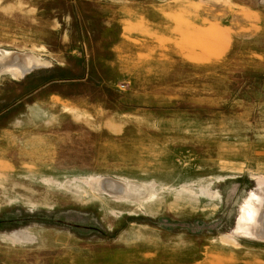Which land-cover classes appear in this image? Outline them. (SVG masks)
<instances>
[{"label": "rangeland", "instance_id": "rangeland-1", "mask_svg": "<svg viewBox=\"0 0 264 264\" xmlns=\"http://www.w3.org/2000/svg\"><path fill=\"white\" fill-rule=\"evenodd\" d=\"M0 68V264H264V0H0Z\"/></svg>", "mask_w": 264, "mask_h": 264}, {"label": "bare ground", "instance_id": "bare-ground-1", "mask_svg": "<svg viewBox=\"0 0 264 264\" xmlns=\"http://www.w3.org/2000/svg\"><path fill=\"white\" fill-rule=\"evenodd\" d=\"M10 62V61H9ZM6 65V64H5ZM11 67H16L17 69H19L21 72H23V73H25L27 70H28V66L26 65V64H21V63H19L18 61L16 62V63H13V64H11L10 65ZM1 69V68H0ZM107 180V179H106ZM116 184V183H115ZM105 187V186H104ZM124 192V191H123ZM122 194V193H121ZM262 213V212H261ZM248 214H249V212H247L246 213V215H245V217H244V219H243V221L245 222V219H246V217L248 216ZM259 215V214H258ZM259 218V217H258ZM260 228V227H259ZM258 232H260V231H258ZM264 234V233H263ZM262 234V235H263Z\"/></svg>", "mask_w": 264, "mask_h": 264}, {"label": "flooded vegetation", "instance_id": "flooded-vegetation-1", "mask_svg": "<svg viewBox=\"0 0 264 264\" xmlns=\"http://www.w3.org/2000/svg\"><path fill=\"white\" fill-rule=\"evenodd\" d=\"M10 232H11V233L8 234L7 236H11V237H12V235H13V236H14V235L17 236V235L19 234L20 231H18V228H16V229L11 230ZM2 233H3V231L0 230V234H2ZM5 233H8V232L5 231ZM15 236H14V238H15Z\"/></svg>", "mask_w": 264, "mask_h": 264}]
</instances>
